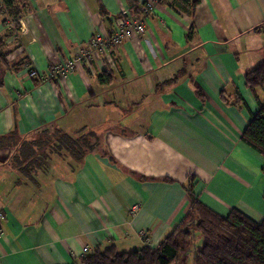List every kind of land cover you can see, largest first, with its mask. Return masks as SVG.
<instances>
[{
	"label": "crops",
	"instance_id": "obj_1",
	"mask_svg": "<svg viewBox=\"0 0 264 264\" xmlns=\"http://www.w3.org/2000/svg\"><path fill=\"white\" fill-rule=\"evenodd\" d=\"M147 1L28 0L18 20L0 10V135L54 123L94 129L105 145L79 165L55 155L33 180L0 147V264H70L85 247L130 251L143 233L155 247L189 208V178L217 214L263 218L264 159L240 136L264 101L243 77L264 62V0H162L143 16V34L48 77L131 2ZM221 91L242 101L226 104Z\"/></svg>",
	"mask_w": 264,
	"mask_h": 264
},
{
	"label": "trees",
	"instance_id": "obj_2",
	"mask_svg": "<svg viewBox=\"0 0 264 264\" xmlns=\"http://www.w3.org/2000/svg\"><path fill=\"white\" fill-rule=\"evenodd\" d=\"M197 2L194 0L193 5ZM0 3V10L7 7L5 13H9L14 20H18L20 14L29 8L28 0H0ZM131 3L129 12L139 15L144 2ZM101 13L105 14L103 8ZM243 77L245 86L250 90L256 87L264 89V62L246 71ZM99 79L109 82L110 75L100 73ZM172 80L174 78L166 82ZM197 95L202 97L199 92ZM220 98L226 104L239 105L242 101L239 93L227 96L221 91ZM257 106L240 140L264 159V101H257ZM104 146L94 129L82 128L69 133L54 123L23 135L15 130L0 135V147L10 149L9 162L29 180H33L38 171L45 170L46 160L55 155L79 165L87 154L95 153ZM261 172L264 174V162ZM194 187V179L189 178L184 184L189 208L183 219L155 247L149 242L130 251H119L113 245L96 247L70 264H264V215L258 222L233 208L226 216H221L199 200ZM194 234L199 236L196 243ZM144 236L147 237L146 233Z\"/></svg>",
	"mask_w": 264,
	"mask_h": 264
},
{
	"label": "built area",
	"instance_id": "obj_3",
	"mask_svg": "<svg viewBox=\"0 0 264 264\" xmlns=\"http://www.w3.org/2000/svg\"><path fill=\"white\" fill-rule=\"evenodd\" d=\"M162 0H148L144 2L140 7V14L135 15L126 11L121 17H117L113 20V24L108 33L102 34L96 31L89 40L81 45H78L72 56L66 61L54 62L48 69V77L52 79L64 78L70 74L77 64L88 65L98 54H110L114 51L115 47L125 40H127L133 34H143L145 30L144 18L146 14H149L154 10L156 3ZM31 77H37L38 72L35 69L29 70ZM138 208V204H135L129 208V213H133ZM3 219V215L0 213V222ZM143 242H148V238L141 234ZM87 252V248H84V253Z\"/></svg>",
	"mask_w": 264,
	"mask_h": 264
},
{
	"label": "rangeland",
	"instance_id": "obj_4",
	"mask_svg": "<svg viewBox=\"0 0 264 264\" xmlns=\"http://www.w3.org/2000/svg\"><path fill=\"white\" fill-rule=\"evenodd\" d=\"M15 3H16V2H15ZM0 4H1V3H0ZM8 8H9V7H8ZM4 10H8L7 7H5ZM8 14H9V13H8ZM9 15H10V14H9ZM10 18H11V17H10ZM13 19H14V18H13ZM49 161H50L49 159L46 160V164H47V165L49 164ZM193 238H194V240H195V243L199 240V236H197V235L195 236V234L193 235Z\"/></svg>",
	"mask_w": 264,
	"mask_h": 264
}]
</instances>
